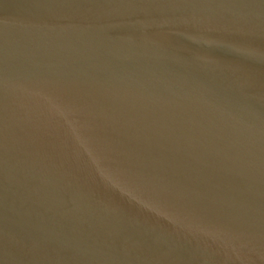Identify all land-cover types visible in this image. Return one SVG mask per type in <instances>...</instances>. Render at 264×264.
<instances>
[{"label":"water","instance_id":"obj_1","mask_svg":"<svg viewBox=\"0 0 264 264\" xmlns=\"http://www.w3.org/2000/svg\"><path fill=\"white\" fill-rule=\"evenodd\" d=\"M0 264H264V0H0Z\"/></svg>","mask_w":264,"mask_h":264}]
</instances>
